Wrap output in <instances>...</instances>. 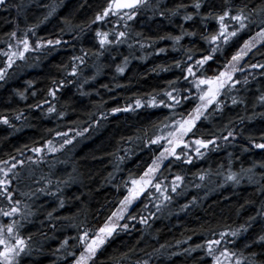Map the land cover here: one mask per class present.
<instances>
[{
    "label": "trees",
    "instance_id": "trees-1",
    "mask_svg": "<svg viewBox=\"0 0 264 264\" xmlns=\"http://www.w3.org/2000/svg\"><path fill=\"white\" fill-rule=\"evenodd\" d=\"M109 2L9 0L7 8L0 6V53L9 51V45L15 50L25 33L33 48L38 42L44 45L26 53L11 68L0 55V68H7L0 81V118L9 120V124L0 123V168H11L9 190L13 200L20 201V212L12 217L0 215V226L15 220L13 235L27 245L14 264H71L75 260L67 253L74 251L78 256L82 250L74 239L80 229L91 233L101 226L126 196L131 180L141 177L162 146H167L165 140L153 145L151 139L166 135L181 113L186 116L199 103V93L190 83L193 78L185 80L183 69L210 53L212 45L204 37L219 25L214 18L203 17L229 9L235 14L244 8L253 13L256 23L240 32L223 53H216L205 65L206 72L198 70V78L223 70L225 61L259 30L262 16L256 13L264 8V0H200L197 15L194 0H148L132 20L124 15L128 11H121L92 23ZM181 4L187 7L172 15ZM189 14L193 20L185 21L183 17ZM226 23L229 30L238 26L235 21ZM13 31L16 38L10 35ZM97 31L107 32L111 41L118 39L119 32L125 36L101 48ZM176 36L182 37L178 43L171 39ZM57 39L59 45L47 44ZM75 57H83V62ZM253 64H264V44L241 63L242 70L235 73L241 82L224 89L219 97L222 111L213 112L216 105L209 108L210 118L202 119L187 135L188 147L177 148L181 159L171 157L156 176L154 183L159 182L170 199L149 187L121 223H127L128 229H118L92 264H213L207 241L241 226L247 231L238 237L226 236L214 246L216 255L227 249L236 254L232 264L237 258L243 264L250 260L264 264V244L253 243L264 235V216L258 215L264 211V167L260 166L264 149L254 147L264 143V102L260 100L264 68H253ZM73 67L76 75L70 74ZM119 67L123 73L117 71ZM167 91L179 95L181 105L166 106L172 104ZM233 97L239 101L235 105ZM153 98L158 102L155 107L149 106ZM136 100L143 106L137 108ZM115 108L130 110L113 113ZM229 131L235 139L224 140ZM69 139L72 142L65 144ZM196 139H215L216 144L201 148L203 155H198ZM48 141L57 151H49ZM186 158L191 163H184ZM230 173L239 174L238 184L226 179ZM177 175L181 181H175ZM174 181L176 192H172ZM11 206L0 195V208L7 211ZM252 217L256 219L251 221ZM65 239L69 244L61 247Z\"/></svg>",
    "mask_w": 264,
    "mask_h": 264
},
{
    "label": "snow or ice",
    "instance_id": "snow-or-ice-1",
    "mask_svg": "<svg viewBox=\"0 0 264 264\" xmlns=\"http://www.w3.org/2000/svg\"><path fill=\"white\" fill-rule=\"evenodd\" d=\"M148 0H110L109 3L102 10L95 16L92 23H97L100 21L105 20L110 14L111 15H119L122 10H130L128 12H124V15L127 16L128 20L134 19L136 15V10H138L143 5L147 4ZM9 0H0V6L5 8L8 7ZM195 10L196 14H199V10L202 7L200 0H194L192 5ZM18 10H20V6H17ZM187 7L186 5H178L175 10H172V15H177L181 8ZM55 9L53 8L49 13L48 16L54 12ZM163 15V13H161ZM256 15H261L262 18L259 21V30L256 32L254 36L250 39L244 41L243 45L238 48L235 54L231 55L230 59H227L225 63L222 65L223 70H217L218 74L213 76H203L201 75L200 78L197 77V71L200 69H204L206 72L207 69L205 65H209V62L214 59L216 53H223L225 48L233 42V39L238 37V34L248 28L249 24L256 23V21L252 18L253 13L251 11L245 12L244 8H240L236 11L235 14H232L231 9L223 11L221 14H217L216 16L212 17V14L209 13L208 16L203 17V19H208L209 17L214 18L219 28L216 32L209 34L204 37L207 43L212 45L210 49V53L208 55L202 56L200 59L195 61L194 65H190L183 69L187 73L184 79L188 80L189 77L193 79L190 80V83L196 88L199 95L197 99L199 103L192 108L187 115L185 116L183 113L180 114V119H176L171 125V130L166 135H159L156 136L154 139H151L150 143L153 145H159L161 140H165L167 142V146H162L163 151L160 152V155L154 159L151 164L147 167V169L143 172V175L138 179H132L131 185L128 189V195L124 197L122 201H120V207L111 213V215L105 220V222L99 226L94 232H91L87 229H80L78 235L74 238L77 241V245L82 247L79 255L77 256L74 251H69L67 255L76 257L74 260V264H92L95 260L97 253L100 249L112 238V236L117 233L118 229H128V224H120V221L125 219V215L128 212V209L137 200L141 195H143L149 187H154L157 192H160L162 196H164L165 200H169L170 197L164 195V192L161 191V184L159 182L154 183L156 179V173H158L161 167L164 165V161L169 159V157H173L176 160L181 159V154L177 153V148L183 145L184 148H187L188 145L184 142V137H186L189 133H193V129L196 128L197 123L203 120H208L213 113H209V108L213 105L216 107L213 109V112L222 111V103L219 101V97L224 92V89H232L235 88L237 84L241 81L239 79H235V73L237 71H241L240 62L248 55L249 52H252L254 48L257 47L259 44H264V8H261ZM48 16H45V20L48 19ZM121 19L124 16L120 17ZM185 21L193 20V15H185L183 17ZM231 20L235 21L238 26L232 27L229 30L230 25L226 23V21ZM28 31H32L35 34L33 29H28ZM12 38L17 37V33L13 31L10 33ZM188 35H195V33H188ZM96 36L99 38L98 42L101 48L105 45H109L113 43V41L109 40V34L107 32H96ZM119 42L120 37H124V32H119L117 34ZM182 37L176 36L171 37L175 42H179ZM59 45L61 40L57 39L55 42L52 40H48V45ZM22 46V47H21ZM44 45L41 43H37L35 48H33L29 40L27 38V33L24 34L22 38L18 40L16 45V49L12 50V45H9V51L0 53V55H4L7 60V68H11L16 60L23 61L25 59V54L34 51L43 47ZM163 51V49H161ZM74 59H79L83 62V57H75ZM188 59L191 60L192 56L189 55ZM179 63L177 67H179ZM198 66V67H197ZM253 68L260 67L264 68V64L251 65ZM7 68H0V81L5 79V75L7 72ZM196 68V70H194ZM118 72L123 73L124 68L119 67L117 69ZM71 75H76V69L73 67ZM171 83V82H170ZM244 83H247V79L245 78ZM175 91V89H173ZM34 94V93H33ZM50 95L53 97L55 96V92H50ZM165 95L168 97L170 101H172L171 105H166L168 107L178 106L181 105L182 98L177 95L174 96L171 91L165 92ZM21 98H23V94H21ZM183 99H190V97H183ZM260 100L264 102V95L260 97ZM239 101L233 97L232 103L233 105L237 104ZM136 107H142V103L140 100H136ZM157 101L153 98L149 101V106L155 107L157 106ZM159 103H163L160 101ZM130 108H115L113 109V113L120 112V111H129ZM49 112L54 111V108H49ZM207 113V115H206ZM19 119V116L16 117ZM0 123L9 124V120L7 117L0 118ZM165 127H169V125H165ZM80 134V133H78ZM59 135H67V133H60ZM229 137L235 139L233 132L229 131L227 136H224V140H228ZM72 141L65 140V144H69ZM193 143L197 146L196 152L198 155H203L200 152L201 148H208L209 145H215L216 140H204V139H196ZM49 151L55 152L57 149L55 146L52 145L51 141H48ZM255 148L264 149V143H256L254 144ZM36 152H40V149H34ZM186 155V154H185ZM7 163V162H5ZM184 163H191L190 158L184 159ZM264 167V164L260 165ZM16 167V165H12V168ZM248 172H251L252 169H248ZM11 172V168L4 169L0 168V173H2V177H0V195L4 196V198L8 201L10 205H12L7 211L3 208H0V215L5 217H12L15 216L17 213L20 212V208L18 205L20 204L19 200H13V193L9 190L11 181L8 178L9 173ZM18 174H13V178H17ZM200 179L203 180L204 177L200 176ZM227 180L232 181L234 183H239V174L230 173L227 177ZM182 177L177 175L175 177V181H181ZM173 182L172 185V192H176L178 185ZM40 191H44L46 194L54 195L55 193L48 192L46 189H40ZM166 191V189L164 190ZM261 191H264V186L261 187ZM63 200L60 201V206L63 207ZM160 205H157V209H159ZM187 207V206H185ZM30 215L31 213H27ZM260 216H264V211L258 213ZM48 216L51 217L52 213L49 212ZM128 219L135 220V216H129ZM256 217L250 218L251 221H254ZM140 223H145L143 219L140 220ZM250 226V222L249 225ZM16 229V221L13 220L12 223L6 226H0V246H3V250L0 251V264H14L15 258L20 255V253L25 251L27 247L26 242L22 239L19 235H13ZM246 232L247 227L241 226L240 229L231 232H221L219 233V239H210L207 241V255L212 257L213 264H232V257L236 254L234 252H230L227 249L220 250L219 255H216V248L214 246H219L226 236L238 237L241 232ZM7 233V235L5 234ZM10 240H14L15 243H10ZM253 243H261L264 244V235H260L258 240L253 241ZM69 244V240L65 239L62 241L61 247L67 246ZM250 246V245H249ZM75 247V246H73ZM163 247V246H162ZM197 247H201L197 245ZM242 255V254H241ZM255 255V254H253ZM223 257V259H221ZM145 264L147 262L145 261ZM235 264H243L242 259L237 258L235 260ZM249 264H257L255 260H250Z\"/></svg>",
    "mask_w": 264,
    "mask_h": 264
},
{
    "label": "rangeland",
    "instance_id": "rangeland-1",
    "mask_svg": "<svg viewBox=\"0 0 264 264\" xmlns=\"http://www.w3.org/2000/svg\"><path fill=\"white\" fill-rule=\"evenodd\" d=\"M113 39H114V38H113ZM109 40H112V38L110 37ZM115 40H116V39H115ZM115 40H114L113 42H115ZM116 41H117V40H116ZM260 45H262V44L257 45V47L260 46ZM257 47H256V48H257ZM254 49H255V48H254ZM254 49H253V50H254ZM249 54H250V52L248 53V55H249ZM248 55H247L246 57H244V59L240 62V65H241V63H242V62L248 57ZM186 137H187V136H186ZM186 137H184V141H185ZM159 155H160V154H159ZM159 155H158V156H159ZM158 156H157V157H158ZM170 158H171V157H169V159H170ZM155 159H156V158H155ZM169 159H167V160H169ZM167 160L164 161V164H165V162H166ZM163 166H164V165H163ZM163 166L161 167V169L163 168ZM161 169H160V171H161ZM160 171H159V172H160ZM159 172L156 173V176L159 174ZM131 187H132V185H131ZM126 195H128V192H127ZM137 200H138V199H137ZM137 200H135L134 203L131 205V207L128 209L127 214L129 213V211H130V209L132 208V206L137 202ZM119 207H120V205L118 206V208H119ZM118 208H117V209H118ZM117 209H116V210H117ZM127 214H126V215H127ZM126 215H125V217H126ZM122 222H123V220L120 221V224H121ZM71 264H74V261H73Z\"/></svg>",
    "mask_w": 264,
    "mask_h": 264
},
{
    "label": "water",
    "instance_id": "water-1",
    "mask_svg": "<svg viewBox=\"0 0 264 264\" xmlns=\"http://www.w3.org/2000/svg\"><path fill=\"white\" fill-rule=\"evenodd\" d=\"M122 11H130V10L125 9V10H122Z\"/></svg>",
    "mask_w": 264,
    "mask_h": 264
}]
</instances>
